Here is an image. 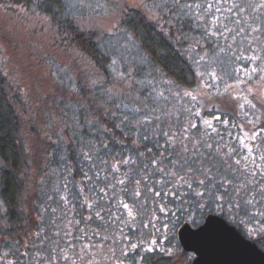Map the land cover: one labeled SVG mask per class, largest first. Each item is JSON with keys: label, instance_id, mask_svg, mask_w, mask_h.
<instances>
[{"label": "rangeland", "instance_id": "374dc122", "mask_svg": "<svg viewBox=\"0 0 264 264\" xmlns=\"http://www.w3.org/2000/svg\"><path fill=\"white\" fill-rule=\"evenodd\" d=\"M126 1L128 4L152 11L142 3L143 0ZM209 2L214 0H203L205 5ZM232 2L233 0H229L228 4H221V13H215L214 9L210 15L207 13L210 20L213 14L228 16L229 19L224 23L233 31L215 35L220 38V46L217 45L213 52L201 44V59L207 58V61L202 63L204 67H198L200 79L191 89L174 86L144 57L138 46L136 50L130 40L119 35L118 11H107L103 15L97 13L104 7L106 0H90L83 5V10L89 12L90 18L82 25L91 33L100 35L115 55L127 64V69L131 72V75L127 72L126 83L108 88L116 94L120 119H123V113L126 111L125 105L135 107L141 103L147 106V111L153 117H160L146 132H134L137 140L145 134L151 141L156 140L158 136L159 144L163 145L167 141L162 135L163 132L180 129L182 133L183 127L187 126L190 120L199 125L197 129H190V133L200 137L205 131L203 119L220 115L222 120L228 121L227 126L222 121L213 119L217 132L206 137L209 143L219 148L220 155L214 153L217 161L220 162V157L229 148L235 149L231 156H225L224 159L235 170L236 182L253 180L264 184V177L260 176L256 168V165H259L260 169L264 170V159H261L264 157V71L261 70L264 69V24L260 26L264 22V8L260 7L264 0H235V3L243 5V13L239 9H233L232 12L223 11L230 7ZM254 27H258L260 31L252 32ZM211 30L214 29L211 27ZM58 41L45 19L22 7L0 2V70L13 89L19 92L25 105L21 125L28 164L21 175L25 189L19 198L25 207L35 203L37 186L45 187L46 184L57 183L53 178L54 168L51 167L50 157L53 149L51 143H55L54 137L59 132L55 128L52 113H47L46 98L62 93L65 95L64 84H68L72 76L74 80L77 76L84 80L88 78L86 72L78 71L83 65L80 62V68L77 66L79 59L72 48L63 46L64 44L57 46ZM241 54L255 55L259 59L253 64L250 60L237 59ZM131 62H136L137 65ZM241 67L246 70L247 75L244 72H236V69ZM252 67H256L258 71L252 73ZM212 73H215L216 79H213ZM161 92L163 96L158 97ZM185 92H191L197 100L193 101L191 97L185 96ZM216 97H225V101L233 107V110L228 111L243 119L230 121L227 113H223L219 108L208 106L207 109L206 101L213 100V104L223 107L215 101ZM193 105L201 112L200 118L193 117L188 111ZM209 110L217 111L216 114L207 115ZM73 114L79 116L78 112L74 111ZM207 131L211 132L210 129ZM245 132L249 137L246 143L253 146L256 157L254 162L252 157L247 161L243 159L247 155V149L239 143V138ZM254 133H259L255 141L250 139ZM176 143L179 149L180 135L176 137ZM152 159L137 164V179L145 176V165L149 166L148 172H151ZM237 159L240 160L239 165L235 163ZM134 163L133 157L113 163L112 170L109 171L111 175H102L99 186L94 185L96 195L90 193L92 197L73 202L66 191L47 195L40 210L50 214V224L46 220L48 224L44 228V223H41V227L35 230L34 234H31L28 227L15 234H6L8 227L4 217L5 207L0 201V264H137V260L145 256L144 249L152 239L157 240V247L160 249L156 251L157 254L162 253L163 249L172 244V235L177 233L178 228L169 231L165 239L151 224L148 228L143 227L144 223L151 219L156 203L148 193H145L147 204L143 199L138 200L135 197L136 183L130 188V192L124 191L128 177L121 172V167L124 164L129 168ZM245 167L247 172L243 170ZM252 171H257L256 177H251ZM113 174L119 175L114 177ZM108 178L111 180L109 184ZM120 179L125 180L123 185L118 183ZM139 187L143 188V185ZM121 200L130 205L135 204L138 212L136 221L129 223L126 211L119 204ZM89 204H93L91 209ZM257 207L264 210V200H261ZM81 209L85 212L79 213ZM252 211L251 206L242 204L239 210H233L231 216H222L243 234L256 236L258 232L251 230L264 229V217L256 216L250 219ZM97 212L100 213L99 216ZM163 219L162 217L161 220ZM32 221L31 227L34 223H39L35 216ZM156 224L160 227L161 221H156ZM160 240H164L162 245ZM133 243L141 247L132 250ZM259 243L264 247V242Z\"/></svg>", "mask_w": 264, "mask_h": 264}, {"label": "trees", "instance_id": "16d2710c", "mask_svg": "<svg viewBox=\"0 0 264 264\" xmlns=\"http://www.w3.org/2000/svg\"><path fill=\"white\" fill-rule=\"evenodd\" d=\"M89 1L0 0L45 19L59 39L57 46H70L79 59L77 66L80 68V62L83 65L78 71L88 75L86 80L80 76L74 80L72 76L70 82L64 84L65 95L46 98L47 113H52L59 132L54 137L55 143H51L50 157L53 178L57 183L37 186L35 203L25 207L19 201L25 189L21 175L28 164L22 140L21 117L25 105L19 92L13 89L0 70V201L5 207L6 234L18 233L26 227L34 234L41 223L46 228V220L50 224L51 216L48 212L43 213L40 206L47 195L66 191L73 202L92 197L90 193L93 195L94 185L99 186L102 175H111L109 171L113 163L133 157L134 164L129 168L124 164L121 167V172L128 177L123 189L130 192L137 179V164L159 158L157 152L163 151L157 146L158 136L155 142L149 136L147 141L143 140L144 135L137 140L136 133L121 123L123 119H120L117 109L116 94L108 88L126 83L127 72L129 75L131 72L100 35L84 29L82 24L90 17L89 12L83 10V5ZM142 3L152 11L128 4L126 0H106L97 13L103 15L107 11H118L119 35L130 40L136 50L138 46L144 57L174 86L193 88L200 79L198 67H204L202 63L207 61V58L201 59V44L210 52L220 46V38L208 34L212 26L206 3L203 4V0H143ZM197 3L201 5L199 9L185 7ZM131 63L137 65L136 62ZM215 101L223 107L213 104V100L206 101L207 109L208 106L219 108L227 113L230 121L243 119L228 111L233 107L225 97H216ZM74 111L78 112V117ZM216 111L209 110L207 115L216 114ZM149 147L153 149L152 153L147 152ZM116 175L119 174L112 176ZM110 181L108 178L107 183ZM81 212L85 210H79ZM34 216L39 223H34L32 228ZM257 236L259 241V233Z\"/></svg>", "mask_w": 264, "mask_h": 264}, {"label": "snow or ice", "instance_id": "6c2138e0", "mask_svg": "<svg viewBox=\"0 0 264 264\" xmlns=\"http://www.w3.org/2000/svg\"><path fill=\"white\" fill-rule=\"evenodd\" d=\"M228 3L229 0H214V2H209L205 6L206 12L212 13L214 9L215 13H221L222 9L220 5ZM185 7L199 9L201 5L199 3L195 5L187 4ZM260 7L264 8V3ZM233 9H239L241 13L245 11L243 5L235 3V0H233L230 7L223 11L232 12ZM227 19H229L228 16H215L213 14L210 24L214 30H209L208 34L215 36L218 33L223 35L224 32L233 31V29L228 28L227 24L224 23ZM251 31L259 32L260 29L254 27ZM237 59L250 60L255 64L259 57L255 55L244 56L241 54ZM261 70L264 71V69ZM257 71L258 69L256 67L251 68L252 73H256ZM236 72H244L247 75L243 67L236 69ZM211 75L213 79H216L215 73ZM249 79H251V76H249ZM159 96H163V93H159ZM185 96L191 97L193 101L197 100V97L191 92H185ZM245 102L247 103V100ZM125 108L126 111L123 113L121 123L129 127L133 132L141 130L146 132L154 126V121L160 120L159 116L153 117L147 111V106L142 103L137 104L135 107L125 105ZM188 111L195 118L201 117V112L196 105H193V108L188 109ZM213 119L222 121L225 126L228 124L227 120H222L220 115H216L212 119H203L205 131L200 137L190 133V129H197L199 127L197 123L191 120L187 126L183 127L182 133L180 129L173 132H163L162 135L167 138L166 143L160 145L157 142V146L162 148L163 151L157 152L156 155L159 159L153 158L151 160L150 173L148 172L149 166L145 165V176L142 179H137L135 182L137 185L135 197L138 200L143 199L144 203L147 204L145 193L151 196L152 201L156 203V207L151 213V219L144 223L143 227L148 228L151 224V227L156 232H160L165 239H167L169 231H174L183 225L185 228L192 227L197 229V231L189 233L194 244L201 240L212 239L220 244L238 246L239 242L229 234L223 224L212 219H207L205 222V219L206 217H211L217 211L221 214L231 216L233 210H239L242 204L249 205L253 209L250 219L256 216L264 217V210L257 207L261 200H264V195H260L264 193V184L253 180L236 182V179H234L235 170L224 159L225 156H231L235 149L229 148L220 157V162L217 161L214 153L220 155L219 148L209 143L206 139L211 133L217 132V129L213 126ZM208 129L211 132H208ZM258 134L254 133L250 139L255 141ZM178 135H180L181 140L179 149H177L176 143V137ZM248 138V134L245 132L239 138V143L243 148L247 149V155L243 159L247 161L249 157H252L254 162L256 157L253 153V146L246 143V139ZM142 139L147 141L149 137L145 134ZM204 149L207 151H202ZM152 151L153 149L151 147L147 148L148 153H152ZM261 159H264V157H261ZM127 162L125 161V163ZM235 163L239 165L240 160L237 159ZM256 168L259 170L260 176L264 177V170H261L259 165H256ZM243 170L247 172V167ZM250 175L251 177H256L257 171H252ZM154 177L158 178L154 179ZM149 181H151V184H149ZM118 183L123 185L125 180L120 179ZM140 185H143V188L139 187ZM119 204L126 211L129 223L137 220L138 212L136 211L135 204L130 205L123 200L119 201ZM88 207L91 209L93 204H89ZM99 215L100 213L97 212V216ZM162 217L164 218L163 220H161ZM156 221H161L160 227H157ZM251 231H257L259 233V241L264 242V229L253 228ZM163 243L164 240H160V244L162 245ZM147 245L144 249L145 253L160 250L157 247L156 239L148 241ZM138 247H141V245L131 244L132 250H136ZM194 250L196 249L194 248ZM167 251L171 253L170 248ZM124 255H127V253H124ZM149 259L150 257L147 255L141 257L143 264H148Z\"/></svg>", "mask_w": 264, "mask_h": 264}, {"label": "water", "instance_id": "95a60500", "mask_svg": "<svg viewBox=\"0 0 264 264\" xmlns=\"http://www.w3.org/2000/svg\"><path fill=\"white\" fill-rule=\"evenodd\" d=\"M207 219L223 224L239 245H224L212 239L201 240L194 244L189 233L197 229L185 228L182 225L178 230V240L184 250L195 253L196 258L192 264H264V251L255 242L246 239L235 226L219 215L212 214L211 217H206L205 222Z\"/></svg>", "mask_w": 264, "mask_h": 264}, {"label": "flooded vegetation", "instance_id": "af4514ba", "mask_svg": "<svg viewBox=\"0 0 264 264\" xmlns=\"http://www.w3.org/2000/svg\"><path fill=\"white\" fill-rule=\"evenodd\" d=\"M218 213V212H216ZM226 221L229 224H232L231 222H229L227 219ZM240 230V229H239ZM240 232L242 233V231L240 230ZM243 234V233H242ZM243 236L247 239H250L252 241H255L258 245L259 248H261L262 250H264V247L261 246V244L259 243V241L257 240V235L256 236H248L247 234H243ZM171 249V253H169L167 250ZM162 253L157 254L156 251L152 252V253H146L144 255H147L150 257L148 264H192L194 259L196 258V255L194 252L191 251H186L182 248V246L180 245V242L178 240V235L177 233L172 235V244L168 245L167 248L163 249V251H161ZM143 264V261L141 260V258L139 259V261L137 260V264Z\"/></svg>", "mask_w": 264, "mask_h": 264}]
</instances>
